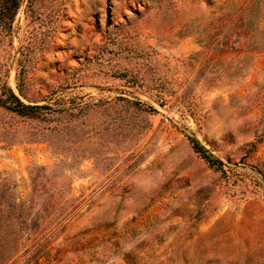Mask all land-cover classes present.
I'll return each instance as SVG.
<instances>
[{
	"label": "rangeland",
	"instance_id": "374dc122",
	"mask_svg": "<svg viewBox=\"0 0 264 264\" xmlns=\"http://www.w3.org/2000/svg\"><path fill=\"white\" fill-rule=\"evenodd\" d=\"M18 1L0 264H264V0Z\"/></svg>",
	"mask_w": 264,
	"mask_h": 264
},
{
	"label": "trees",
	"instance_id": "16d2710c",
	"mask_svg": "<svg viewBox=\"0 0 264 264\" xmlns=\"http://www.w3.org/2000/svg\"><path fill=\"white\" fill-rule=\"evenodd\" d=\"M2 3L6 5L8 4V9L11 12V17L13 18L19 9L20 2L18 0H2ZM0 104L19 116L29 118L39 117L40 115L38 114V111L43 108L39 106L26 105L10 87H5L3 93L0 95ZM195 148L199 151L202 150L198 143H195Z\"/></svg>",
	"mask_w": 264,
	"mask_h": 264
}]
</instances>
